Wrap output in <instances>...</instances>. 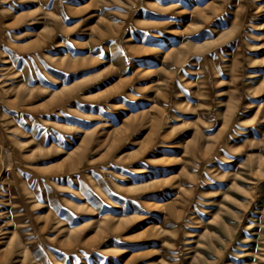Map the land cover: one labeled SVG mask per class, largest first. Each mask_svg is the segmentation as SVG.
Instances as JSON below:
<instances>
[{
  "label": "rangeland",
  "instance_id": "374dc122",
  "mask_svg": "<svg viewBox=\"0 0 264 264\" xmlns=\"http://www.w3.org/2000/svg\"><path fill=\"white\" fill-rule=\"evenodd\" d=\"M0 264H264V0H0Z\"/></svg>",
  "mask_w": 264,
  "mask_h": 264
}]
</instances>
